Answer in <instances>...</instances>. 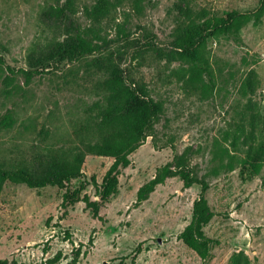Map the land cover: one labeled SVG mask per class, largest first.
I'll list each match as a JSON object with an SVG mask.
<instances>
[{
  "label": "rangeland",
  "instance_id": "1",
  "mask_svg": "<svg viewBox=\"0 0 264 264\" xmlns=\"http://www.w3.org/2000/svg\"><path fill=\"white\" fill-rule=\"evenodd\" d=\"M97 1L0 0V163L38 169L49 156L82 149L105 104L106 58L145 85L163 111L98 216L91 179L102 182L112 157L87 154L84 176L68 183H8L0 195V264H228L234 251L264 264V161L256 175L241 165L264 147V13L241 29L240 40H209L211 90L191 80L190 64L173 44L191 16L257 11L262 0H143L139 9L112 0L114 11L99 22L89 15ZM92 30L100 45L94 54L46 67L32 62L67 35ZM172 160L165 183L139 202L140 186ZM182 170L210 185L214 215L204 231L215 242L206 259L179 237L201 192L198 184L184 186ZM67 191L81 199L63 206Z\"/></svg>",
  "mask_w": 264,
  "mask_h": 264
},
{
  "label": "trees",
  "instance_id": "2",
  "mask_svg": "<svg viewBox=\"0 0 264 264\" xmlns=\"http://www.w3.org/2000/svg\"><path fill=\"white\" fill-rule=\"evenodd\" d=\"M131 1L135 8L139 9L143 0ZM115 7L112 0H98L89 15L99 22L110 16ZM51 10L62 11L59 7H52ZM263 13L264 0L257 11L231 10L225 15L203 11L200 15L189 17L177 29L173 44L180 58L190 64L191 80L201 83L204 90H211L215 82L207 55L209 40L222 34H230L240 40L241 29ZM92 32L77 31L69 34L55 44L50 55L33 56L31 60L37 66L46 67L52 59L73 60L94 54L100 49V45L94 39L97 36L96 31L92 30ZM105 60L109 71L105 81V104L100 111L99 125L94 136L89 137L84 142V147L76 150L71 156L47 157L38 169L26 165L8 167L0 163V195L8 183L25 184L30 188H44L82 178L83 164L87 154L109 156L114 160L102 182L98 183L94 176L91 179L96 187V194L100 197V202L94 203V215H99L100 205L108 201L117 190L121 170L131 164L130 155L145 142L148 136L153 134L154 126L163 111L162 102L154 99L145 85L129 81L120 71L116 61L110 58ZM8 69L15 74V70L10 66ZM25 72L29 75L34 71ZM8 80L12 84L13 75L9 76ZM2 120L4 119L1 118ZM177 160H179L178 165H181V160ZM263 161L264 147H260L251 151L248 158L241 161V165L247 168L251 175H256L261 171ZM174 165L172 160L159 167L157 174L140 186L137 200L139 202L147 200L157 185L164 184ZM227 168L235 169V162L230 160ZM180 173L185 187L198 184L201 186V192L193 203L192 219L179 237L202 259H206L215 242V239L204 231V226L214 215L206 195L210 185L205 177H198L192 170H182ZM80 199V196L67 191L62 204L66 207ZM85 200H88L87 197ZM228 264H252V262L244 251H234Z\"/></svg>",
  "mask_w": 264,
  "mask_h": 264
}]
</instances>
